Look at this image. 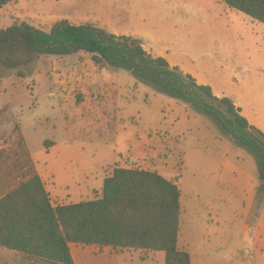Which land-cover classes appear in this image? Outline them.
I'll use <instances>...</instances> for the list:
<instances>
[{"label": "rangeland", "instance_id": "374dc122", "mask_svg": "<svg viewBox=\"0 0 264 264\" xmlns=\"http://www.w3.org/2000/svg\"><path fill=\"white\" fill-rule=\"evenodd\" d=\"M44 1L52 10L34 11L37 15L30 16L22 12L23 17L8 13L7 17L13 23L29 21L44 30L63 19L101 27L113 20L118 26L140 31L191 74L219 93L242 100L264 120V23L229 8L223 0ZM111 2L117 3L113 9ZM9 18L2 26L11 25ZM145 43L148 48L150 44ZM83 64L86 77L79 79L78 68ZM175 100L124 68L96 65L85 51L34 55L30 63L14 70L0 61V197L26 178L34 157L57 174L65 171L71 176L56 181L57 192L61 199L79 203L86 198L77 195L76 189L90 182L88 170L83 172L87 164L96 174L111 164L107 175L116 166L146 169L143 157L132 159L127 154L137 144L148 146L150 141L163 139L177 150L170 148L166 155L176 160L175 179L183 172L182 191L189 192L214 218L221 211L218 201L223 200V193L244 198L246 183L259 175L257 158L211 116L190 105L189 112L180 116L186 117L187 124L176 127L174 134L179 115ZM45 141L52 142L49 152ZM181 157L187 160L183 170ZM263 203L261 183L248 223L259 216ZM188 220L184 213L182 231ZM218 228V235L206 243L204 264H264V232L262 249L254 246L256 232L229 225ZM140 263V259L125 261ZM0 264L29 261L0 249Z\"/></svg>", "mask_w": 264, "mask_h": 264}, {"label": "trees", "instance_id": "16d2710c", "mask_svg": "<svg viewBox=\"0 0 264 264\" xmlns=\"http://www.w3.org/2000/svg\"><path fill=\"white\" fill-rule=\"evenodd\" d=\"M231 9L264 23V0H223ZM12 0H0V10ZM85 51L96 65L121 67L155 91L211 116L224 131L257 158L264 183V132L252 126L228 96L165 57H155L132 36L115 35L93 22L67 19L50 30L28 22L0 28V61L14 70L34 55H71ZM52 142L45 141L46 149ZM177 181L142 168L114 167L104 179L100 197L54 206L30 160L26 178L0 197V248L19 253L29 264H75L71 242L114 250L163 251L164 264H191L178 247L181 202Z\"/></svg>", "mask_w": 264, "mask_h": 264}, {"label": "crops", "instance_id": "0c3cea01", "mask_svg": "<svg viewBox=\"0 0 264 264\" xmlns=\"http://www.w3.org/2000/svg\"><path fill=\"white\" fill-rule=\"evenodd\" d=\"M67 1L74 2L75 0H55V2H57L58 4L65 3ZM47 2H45L44 0H12L11 3L4 6L0 10V28L5 29L13 24V20L7 17L8 13H17L19 17H23L21 14L22 12L24 13L23 15L30 16V13L31 15H37V13L34 14V11L39 12L44 10H52L47 7ZM109 5L110 9H113L115 6H117V3L111 2ZM5 18H9L11 20V25L2 26V22ZM27 22L38 27L34 23H31L29 21ZM110 23L111 25H105L104 28H106L111 33L118 36L126 35L139 39L142 42L144 48L152 55H154L155 57H165L171 64V66H177L185 73L191 74L185 67L171 59L169 54L166 53L164 50L157 49L155 46H153V44H151L148 40L143 37V34L140 31L128 30L123 26H118L116 22H113V20H111ZM145 42H148L150 44L148 48L145 47ZM78 69L79 79H81L82 77H86L87 72L84 68V64ZM191 75L196 78L199 84L210 85L202 81L197 74L192 73ZM212 89L215 95L226 96L225 94L216 91L214 87H212ZM230 98L235 102L236 106L241 109L242 115H244L248 119L249 123L264 132V120L260 118L253 109H250V106L245 104L242 100L240 101L234 99V97ZM174 104L175 106H177V110L179 113V115H177V119L174 125L175 127L173 130L174 134H176L175 132L179 127L187 124L185 121L186 117L182 119L180 118V116L183 113L189 112L188 108L190 106L184 102H180V100H175ZM189 118L190 117L188 116V119ZM173 140L176 139L171 138V141ZM150 142V145L142 147L137 144L135 146V149L129 154H127V156H129L130 158L133 157L132 159H136L139 156L143 157L142 159L146 164V170L158 172L166 179L178 182L181 192V217L178 247L179 249L185 250L190 254L191 264H204L206 262L208 258V249L206 248V243L212 240L213 235H218V227H224L225 225H229L237 229L238 231L247 230L249 232H256V239L254 240V238H252L254 246L255 248H258L260 246L263 249V238L261 237V234H263L264 232V203L259 216L249 221L248 223V214L251 210V207L253 206L254 198L257 194L258 187L262 183L259 175L257 177H251L246 183L245 189L243 190L244 194H242L244 198L240 197L237 199L235 197H232L229 193H223L224 198L221 197L223 200H220L221 202L218 201V204L221 207V211L216 213L214 215L215 217L213 218L211 213H209L207 209L205 210V208L201 204H199V202L193 199L194 197L189 192L182 191V171L178 179H175L176 160L173 157H167L166 155L168 150L173 147L167 145L163 139H156L155 142ZM55 147L56 145L52 147V149H55ZM48 150L47 152H49ZM173 150L175 152L177 151L175 148H173ZM181 158L183 170V167L185 169V162L187 160L186 158ZM32 160L35 163L36 171L40 175L45 185V188L50 195L52 204L54 206L55 204H71L68 201L61 199L56 187V181H58L59 179H63V181H65L70 179L71 176L65 171H62L60 174H57L52 169H49L46 163L42 164L39 160H36L34 157H32ZM87 165L83 169V172L88 170L87 173H89L88 178L90 180L89 185L87 187H79L76 189L77 195H79L81 198H86L83 199V201L93 200L101 196L104 179L108 174L107 169L109 168V166H111V164L107 165V168L103 166V169L96 174L93 167ZM219 184L220 180L217 181V185ZM242 203H246V206L244 205L243 209H241ZM184 213L188 214L189 220L185 230L182 231ZM211 228L213 229V233L211 231ZM197 236H201L200 241L197 240ZM197 245H199V247H197ZM69 247L75 264H125L126 260L132 262L134 259H140V264H158L159 262H162L164 264L165 261V253L163 251L142 250L133 248L114 250L111 247L100 248L98 246H86L73 242L69 244ZM0 249L9 251L5 248ZM122 259L124 260L121 261Z\"/></svg>", "mask_w": 264, "mask_h": 264}]
</instances>
